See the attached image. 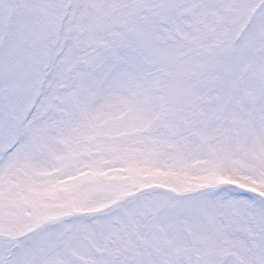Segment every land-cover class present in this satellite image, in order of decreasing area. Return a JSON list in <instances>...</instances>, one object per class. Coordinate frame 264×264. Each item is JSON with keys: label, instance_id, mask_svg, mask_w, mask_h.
Listing matches in <instances>:
<instances>
[{"label": "snow or ice", "instance_id": "6c2138e0", "mask_svg": "<svg viewBox=\"0 0 264 264\" xmlns=\"http://www.w3.org/2000/svg\"><path fill=\"white\" fill-rule=\"evenodd\" d=\"M0 264H264V0H0Z\"/></svg>", "mask_w": 264, "mask_h": 264}]
</instances>
